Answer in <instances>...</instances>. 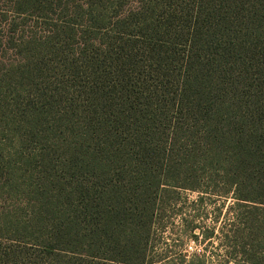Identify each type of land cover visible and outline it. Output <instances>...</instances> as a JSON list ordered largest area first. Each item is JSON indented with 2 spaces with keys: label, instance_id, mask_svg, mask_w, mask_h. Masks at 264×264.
I'll return each mask as SVG.
<instances>
[{
  "label": "trees",
  "instance_id": "16d2710c",
  "mask_svg": "<svg viewBox=\"0 0 264 264\" xmlns=\"http://www.w3.org/2000/svg\"><path fill=\"white\" fill-rule=\"evenodd\" d=\"M106 1L65 0L81 24L0 65V197L16 200L0 238L35 264H156L152 231L190 191L230 196L232 264H264V0H141L122 17L126 0ZM59 3L11 7L48 16Z\"/></svg>",
  "mask_w": 264,
  "mask_h": 264
},
{
  "label": "rangeland",
  "instance_id": "374dc122",
  "mask_svg": "<svg viewBox=\"0 0 264 264\" xmlns=\"http://www.w3.org/2000/svg\"><path fill=\"white\" fill-rule=\"evenodd\" d=\"M66 1H74L79 5H84V3L88 1H99L100 8L102 9L108 5L106 0L102 1L103 3L105 2L104 4L101 0ZM60 2L61 3L54 8V11L46 16L42 13L17 15L13 12L11 7L12 0H1L0 37H2V45L0 65L4 64L6 66L13 61H18V63L24 61L27 57L24 53L26 48L31 45L30 43L33 42V40H39L41 37L48 36L49 32L54 31L53 26H61L66 23L81 24V14L71 9H68V11L64 10L65 0H60ZM119 2L121 1H117V6L120 5ZM70 5L72 6V4ZM140 6L141 0H126V2H123V4L117 8L118 12L115 15L118 17L129 15L132 10L137 11ZM99 11L97 14H99ZM113 11L114 10H112L111 13H113ZM119 13L121 15H119ZM112 15L113 14L110 15L111 18ZM115 18L113 17L107 31L103 30L108 36H111L113 33L117 35L113 24ZM95 33L97 38L94 40L97 44L96 47H100V41L98 40L102 34L100 32ZM120 35L121 33L118 32V36ZM127 35L129 36L128 33ZM57 40H60V38H55L51 41L58 42ZM82 41L83 39L81 38L73 41L71 47L79 45L78 47L80 48L83 45L79 42ZM49 46H52V44H49ZM56 46L60 47L59 45ZM200 197H202L201 202L199 201ZM172 199V202L166 205V212L160 223L161 228L156 227L154 224L155 227L152 231V235L155 236V243L151 256H153V260L156 261V264H177L180 254H183L187 261L192 260L193 255L198 254L203 256L204 264H232L233 260L229 255L231 251L229 247L221 241V233L223 231L229 232L233 219H235L236 210L231 208L234 202L231 197L223 195L209 196L208 194H199L197 192L179 191L172 196ZM14 206L16 207L15 199L12 200L5 195L0 197V224H2L3 221L2 214H6V212ZM216 210H218V212H216ZM185 225L197 226L196 230L200 228V231L195 232L196 235H198L196 239H193L190 234L185 233H182L185 237H182V239L179 237ZM206 229L214 232V237L209 240H205L200 233L202 231L204 232ZM7 247H9L8 255L5 253L8 251ZM25 251H29L27 250V246L21 249L20 246L14 245V243H11L6 238H0V264H35L33 263V256H23ZM25 253L31 255V252ZM238 260L242 261V258L239 257ZM40 264L49 263H45L42 260Z\"/></svg>",
  "mask_w": 264,
  "mask_h": 264
}]
</instances>
